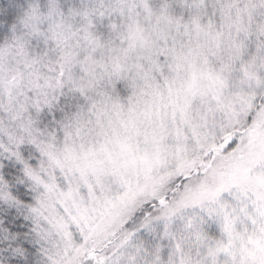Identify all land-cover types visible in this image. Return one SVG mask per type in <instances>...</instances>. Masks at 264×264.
Masks as SVG:
<instances>
[{"label": "snow or ice", "instance_id": "6c2138e0", "mask_svg": "<svg viewBox=\"0 0 264 264\" xmlns=\"http://www.w3.org/2000/svg\"><path fill=\"white\" fill-rule=\"evenodd\" d=\"M0 264H264V0H0Z\"/></svg>", "mask_w": 264, "mask_h": 264}]
</instances>
